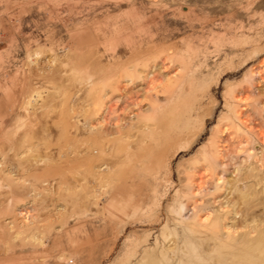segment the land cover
<instances>
[{
  "label": "rangeland",
  "instance_id": "rangeland-1",
  "mask_svg": "<svg viewBox=\"0 0 264 264\" xmlns=\"http://www.w3.org/2000/svg\"><path fill=\"white\" fill-rule=\"evenodd\" d=\"M259 132L264 0H0V264H264Z\"/></svg>",
  "mask_w": 264,
  "mask_h": 264
},
{
  "label": "bare ground",
  "instance_id": "bare-ground-1",
  "mask_svg": "<svg viewBox=\"0 0 264 264\" xmlns=\"http://www.w3.org/2000/svg\"><path fill=\"white\" fill-rule=\"evenodd\" d=\"M259 133H260V136L264 137V134L262 132H259ZM244 199L246 200V197ZM263 213H264V210H263ZM213 220L216 223V220L217 219H213ZM213 220L210 223L208 222L207 225L205 226V230L207 232H209V235L207 236V239H209V240H215L221 234L220 224H218L219 222H217V224L211 225V223L213 222ZM240 235L242 237L243 234L240 233ZM235 240H237V239H235ZM248 244L249 243H246V242L245 243H240L239 244V248L242 249V250H244V249H246V247L248 246ZM167 260L166 259L165 260L162 259L161 260V263L168 264L169 261H167ZM152 263H154V262L151 260V258L150 257H146L142 261H139V262H137L135 264H152Z\"/></svg>",
  "mask_w": 264,
  "mask_h": 264
}]
</instances>
